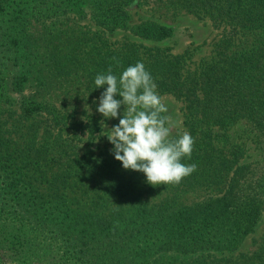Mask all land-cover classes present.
<instances>
[{
    "label": "trees",
    "instance_id": "trees-1",
    "mask_svg": "<svg viewBox=\"0 0 264 264\" xmlns=\"http://www.w3.org/2000/svg\"><path fill=\"white\" fill-rule=\"evenodd\" d=\"M132 1L0 0V264L6 255L11 258L8 250L18 262L37 264H264V234L252 253L230 257L264 212V173L254 177L249 164H238L245 146H214L228 140L227 128L239 120L264 137V0H174L221 30L211 56L194 68L187 67L189 51L171 54L153 46L142 56L134 43L98 64L100 74L111 67L119 78L128 66L143 62L157 91L181 100L184 126L195 141L191 158L181 162L202 159L206 166L181 183H223L219 197L189 204L169 197L149 204L126 195L127 184L146 177L125 170L111 151L96 182L83 180L94 169L87 168L85 156L82 162L74 157L84 139L102 132L96 117L72 132L66 123L73 115L53 106L50 113L47 105L51 119L46 114L38 125L26 126L39 110L23 101L15 131L6 128L7 118L2 121L1 100L10 99L9 90L20 92L32 71L35 24L57 30L89 18L103 31H115L129 20ZM172 31L144 21L134 32L162 40ZM123 111L122 105V116ZM120 198L124 201L116 204Z\"/></svg>",
    "mask_w": 264,
    "mask_h": 264
},
{
    "label": "rangeland",
    "instance_id": "rangeland-1",
    "mask_svg": "<svg viewBox=\"0 0 264 264\" xmlns=\"http://www.w3.org/2000/svg\"><path fill=\"white\" fill-rule=\"evenodd\" d=\"M128 9L130 18L126 25L110 32H105L95 26L89 18L73 19L57 30L35 24L30 30L36 41L30 63L32 71L20 92L9 90L10 99L1 100L2 111L5 112L2 121L7 118L8 131H15L13 125L19 124L18 121L23 116L21 114L23 101L26 103V108L31 110L36 107L34 105H37L34 110H39L37 115L30 116L32 119L26 121V126L28 122L38 125L37 120L45 119L47 105L50 113L53 106L73 115V118L66 123L72 132L86 119L98 118V122L102 125V132L92 139H84V143L74 157L82 162L84 159L82 156H85L86 160L90 161L87 168L92 166L94 172L91 173L90 170L85 174L87 177H82L90 184L96 182V178L99 177L98 172L101 171V161L108 157L107 152L110 153L111 150V143L104 135L105 131L118 125L119 119L122 118V113H119L117 118H104L97 111L99 97L107 87L105 85L96 88L95 85V77L100 74L98 66L100 61L103 62L104 58L115 59V55L125 52L126 44L134 43L139 46L142 56L145 55L147 48L153 46L168 48L167 52L171 54H184L189 51L191 57L187 60V67L194 68L211 56L213 41L221 32L212 25L208 17L189 12L174 0H133ZM144 21L164 24L171 27L173 31L170 36L162 40L142 38L134 31L137 25ZM159 95L168 109L166 115L171 118L173 124L171 137H179L187 131L184 126L183 103L171 93H159ZM51 116L48 115L50 119ZM250 125L241 120L235 122L226 130L228 140L224 141L227 143L223 141L215 143L214 146L222 150L229 149L230 146L236 144L245 146L246 151L238 164H249L254 173L253 176L260 177V173H264V137L258 136ZM52 138L51 135L50 139ZM194 162H200L197 165L198 168L206 167L202 159L192 160L188 165ZM0 179L2 181V178ZM224 190L223 183L216 184L204 179L192 182L190 185L180 182L178 185L152 186L143 177H138L134 179V182L127 184L124 193L136 195L149 204H156L163 198L169 197L177 198V201L182 204H189L206 198L219 197ZM123 201L124 199L120 198L115 203L120 204ZM44 204L48 205V203ZM263 234L264 212L257 221L254 232L246 236L238 249L231 252L230 257L235 259L241 252L252 253L257 248ZM7 253L11 255V258L6 255L3 264L22 263L16 260L17 256L13 251L8 250ZM22 264L37 263L34 260H27Z\"/></svg>",
    "mask_w": 264,
    "mask_h": 264
},
{
    "label": "clouds",
    "instance_id": "clouds-1",
    "mask_svg": "<svg viewBox=\"0 0 264 264\" xmlns=\"http://www.w3.org/2000/svg\"><path fill=\"white\" fill-rule=\"evenodd\" d=\"M96 88L107 85L99 97L97 111L104 118H117L119 124L105 131L110 150L125 170L141 172L152 186L178 185L196 170V165L182 163L191 158L194 138L187 131L171 137L173 126L167 107L157 92V85L143 62L128 66L117 78L109 67L95 77ZM121 99H115L116 95Z\"/></svg>",
    "mask_w": 264,
    "mask_h": 264
}]
</instances>
